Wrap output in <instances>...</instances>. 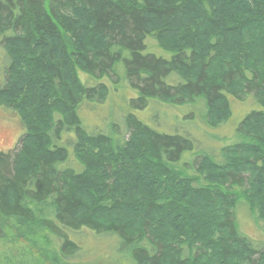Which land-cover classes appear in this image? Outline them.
Instances as JSON below:
<instances>
[{
    "label": "trees",
    "instance_id": "trees-1",
    "mask_svg": "<svg viewBox=\"0 0 264 264\" xmlns=\"http://www.w3.org/2000/svg\"><path fill=\"white\" fill-rule=\"evenodd\" d=\"M0 51V107L23 127L13 150L0 148V220L53 238L54 264H84L95 252L86 240L133 264H264V242L236 218L244 198L264 231V0H0ZM119 65L137 110L201 102L218 127L239 87L261 108L237 127L233 152L200 160L189 135L133 114L109 134L88 132L79 111L105 103ZM229 153L255 157L250 176ZM205 167L225 171L220 184Z\"/></svg>",
    "mask_w": 264,
    "mask_h": 264
},
{
    "label": "rangeland",
    "instance_id": "rangeland-1",
    "mask_svg": "<svg viewBox=\"0 0 264 264\" xmlns=\"http://www.w3.org/2000/svg\"><path fill=\"white\" fill-rule=\"evenodd\" d=\"M255 45H257L258 51H261L259 49L262 44L257 42ZM156 51L162 56L169 57V54H166L163 50L157 48ZM253 66H250V68H253ZM4 67L5 65L1 61L0 84L5 78ZM254 67H259L260 69L262 66L256 64ZM117 74V84L107 80L104 81L110 91L104 104H90V106L85 104L79 111L87 131L108 132L107 134H109L116 126L120 127L118 122L122 120V117L133 114L162 133L189 135L197 142L196 153L200 151L199 160L204 155L203 152L220 154L218 150L221 151L222 147H230L229 149L234 147L237 127L240 126L250 112L261 108L260 100L256 99L252 92L247 95V92L244 93L242 87H239L238 93L242 99L230 96L232 115L225 124L220 122L219 125H221L218 127L209 125L204 117L205 107L201 102L196 105L177 106L172 103V100H168L166 103L151 100L148 107L141 111L131 107L132 101L138 98V93L126 81L125 70L122 65L118 66ZM79 79L84 86H95L98 84V81L90 79L84 73L79 74ZM15 97L19 96L14 95ZM99 98H102V96ZM22 131L23 127L19 121V116L5 107H0V148L6 151L13 150L17 146ZM108 150H110V146ZM230 152H233V149ZM249 155L253 159L245 163L242 160L245 153L230 154V157H236L241 160L243 167L240 172H243L245 177L246 175L250 176V166L255 158L252 154ZM190 158L186 156V160H190ZM223 173H225L224 170L216 167H211L210 169L205 167L204 169V174L213 184L221 183ZM247 187L248 185H246ZM241 200L236 210L239 230L255 242H264V231H261L255 221L252 210L244 198ZM215 208L220 213L221 205H216ZM0 223L6 231V237L0 239V264H54L56 262L54 252L55 248L57 251V245L53 238H45L33 228L27 233L15 221L0 220ZM83 243L84 249L88 248L95 251L91 254L92 256L90 255L83 260L82 263L84 264H133L129 258H124L117 251L109 249L112 246L111 242L101 243L100 246L99 244H94L92 240H86ZM101 250L102 253L100 252Z\"/></svg>",
    "mask_w": 264,
    "mask_h": 264
}]
</instances>
